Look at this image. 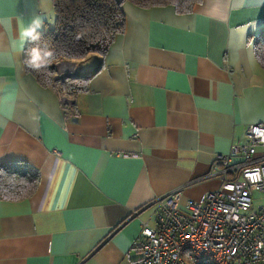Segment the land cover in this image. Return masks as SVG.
<instances>
[{
    "label": "crops",
    "instance_id": "crops-1",
    "mask_svg": "<svg viewBox=\"0 0 264 264\" xmlns=\"http://www.w3.org/2000/svg\"><path fill=\"white\" fill-rule=\"evenodd\" d=\"M121 9L123 29L103 55L64 60L60 76L90 72L67 111L23 65L25 33L53 23L52 1L0 0V165L23 161L39 174L26 198L0 197V264L133 259L156 201L180 191L186 213L219 186L208 175L215 156L264 124L252 48L264 0Z\"/></svg>",
    "mask_w": 264,
    "mask_h": 264
},
{
    "label": "built area",
    "instance_id": "built-area-1",
    "mask_svg": "<svg viewBox=\"0 0 264 264\" xmlns=\"http://www.w3.org/2000/svg\"><path fill=\"white\" fill-rule=\"evenodd\" d=\"M67 64L55 62V79ZM61 100L72 111V99ZM211 168L219 186L187 201L186 213L178 208L180 191L158 199L153 223L142 221L130 247L136 256L122 264H264V124L250 123Z\"/></svg>",
    "mask_w": 264,
    "mask_h": 264
},
{
    "label": "trees",
    "instance_id": "trees-1",
    "mask_svg": "<svg viewBox=\"0 0 264 264\" xmlns=\"http://www.w3.org/2000/svg\"><path fill=\"white\" fill-rule=\"evenodd\" d=\"M54 20L51 25L34 29L27 39L23 65L43 85H53L61 95L73 100L78 92L86 91L90 72L71 73L54 78L55 62L80 59L89 53L103 55L115 35L122 31L123 1L147 8L153 5L172 4L178 12L192 10L200 0H51ZM32 48L40 51L42 67L29 66ZM253 53L264 69V30L252 42ZM51 53V55H48ZM73 105V104H72ZM39 174L23 161H10L0 165V197L15 201L26 198L37 187Z\"/></svg>",
    "mask_w": 264,
    "mask_h": 264
},
{
    "label": "clouds",
    "instance_id": "clouds-1",
    "mask_svg": "<svg viewBox=\"0 0 264 264\" xmlns=\"http://www.w3.org/2000/svg\"><path fill=\"white\" fill-rule=\"evenodd\" d=\"M34 29L28 30L25 35L32 37L33 36ZM48 55H51V53H48ZM30 59L28 61L29 66L35 69H40L42 67V58L40 51L37 48H32L29 53Z\"/></svg>",
    "mask_w": 264,
    "mask_h": 264
},
{
    "label": "rangeland",
    "instance_id": "rangeland-1",
    "mask_svg": "<svg viewBox=\"0 0 264 264\" xmlns=\"http://www.w3.org/2000/svg\"><path fill=\"white\" fill-rule=\"evenodd\" d=\"M57 71V69H55ZM260 202V195L258 193H255L253 196V203L254 205L258 204ZM148 215V212H147Z\"/></svg>",
    "mask_w": 264,
    "mask_h": 264
},
{
    "label": "water",
    "instance_id": "water-1",
    "mask_svg": "<svg viewBox=\"0 0 264 264\" xmlns=\"http://www.w3.org/2000/svg\"><path fill=\"white\" fill-rule=\"evenodd\" d=\"M67 63H68V62H67ZM71 63H72V64H74V62H73V61H71ZM68 64H69V63H68ZM68 74H69V72H67L65 75H68Z\"/></svg>",
    "mask_w": 264,
    "mask_h": 264
}]
</instances>
